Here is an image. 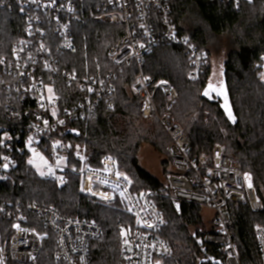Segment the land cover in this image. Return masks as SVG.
Wrapping results in <instances>:
<instances>
[{
  "label": "built area",
  "instance_id": "1",
  "mask_svg": "<svg viewBox=\"0 0 264 264\" xmlns=\"http://www.w3.org/2000/svg\"><path fill=\"white\" fill-rule=\"evenodd\" d=\"M89 1L0 0L1 10L18 12L26 23L11 57L0 59V183L22 158L32 167L30 160L35 155L46 161L40 175L43 179L65 186L78 177L84 198L134 218L133 223L120 226V264H167L173 255L169 241L160 236L166 221L152 201L154 195L196 205L212 213L203 242L217 250L213 260L241 264L230 205L247 204L253 212L262 210L251 176L227 155L224 145H215L209 155L195 154L183 128L170 115L178 99L176 89L167 81L154 82L141 71L155 47L173 45L184 50L189 77L197 80L211 65L208 52L179 35L170 0H91L92 5ZM221 1L239 6L254 0ZM84 16L125 28L107 52L113 69H98L87 77L62 66L63 56L78 50L74 26ZM131 64L139 68L130 93L141 102L142 119L157 120L170 140L165 194L134 192V180L116 157L103 156L93 165L84 148L64 138L73 124L90 120L100 105L113 106L118 74ZM254 69L264 82V54ZM158 92L164 97L163 113L156 104ZM254 233L264 264V229L255 225ZM103 234L98 223L64 216L53 206L0 200V264H38L50 236L56 264H91L92 245Z\"/></svg>",
  "mask_w": 264,
  "mask_h": 264
},
{
  "label": "trees",
  "instance_id": "2",
  "mask_svg": "<svg viewBox=\"0 0 264 264\" xmlns=\"http://www.w3.org/2000/svg\"><path fill=\"white\" fill-rule=\"evenodd\" d=\"M170 6L179 35L206 50L210 58V36L231 34L234 39L235 49L228 54L218 93H214L210 84L212 62L203 76L191 80L189 60L178 46L155 47L145 58L141 71L154 82L167 81L176 89L178 99L170 115L183 128L195 154L209 155L215 145L224 143L227 155L239 162L243 171L253 174L262 210L253 212L247 204H232L230 214L241 264H262L254 226L264 229V82L254 67L264 54V0L242 2L239 6L221 0H170ZM25 26L18 12L0 9V59L11 57L12 46L23 37ZM124 34L122 26L94 22L84 16L74 26L78 50L63 56V68L81 77L98 69H113L107 52ZM138 73L135 64L124 66L118 74L113 106L102 104L90 120L73 124L72 129L81 134L79 138L66 135L64 138L72 146L84 148L93 165L103 156L116 157L121 169L134 180V192L165 194L168 192L165 183L140 165L141 147L149 144L162 156L163 176L170 172L168 135L157 120L142 119L141 102L130 93V85ZM156 104L161 113L166 111L161 92L156 94ZM0 200L21 206L49 205L64 216L98 223L104 234L92 245L91 264H120V226L133 223L134 218L120 209L84 198L78 177L58 186L43 179L22 158L19 166L0 183ZM152 201L166 221L160 236L173 249L167 264H212L217 250L203 242L209 229L204 228L202 208L177 203L162 195H154ZM190 228H194L193 233ZM54 254V238L50 236L38 264H56Z\"/></svg>",
  "mask_w": 264,
  "mask_h": 264
},
{
  "label": "rangeland",
  "instance_id": "3",
  "mask_svg": "<svg viewBox=\"0 0 264 264\" xmlns=\"http://www.w3.org/2000/svg\"><path fill=\"white\" fill-rule=\"evenodd\" d=\"M208 49L211 53V62H212V77L210 84L212 86V90L214 91V93H218L222 89L223 71L225 68V63L228 59V54L230 51L235 49L234 39L231 34H227L219 37L210 36ZM222 145L225 144L223 143ZM77 147L80 146L77 145ZM161 160H162L161 154L157 152L151 145L145 144L141 147L140 165L150 174L159 178V180H161L164 183L165 177L161 173V169H160ZM30 163L32 167L36 170V172L39 175H41L43 167L46 163L45 159L42 158L40 155H35L33 156L32 160H30ZM244 172L249 174L254 182L253 174L248 170H244ZM201 215L204 222V228L207 229L209 226L208 219L210 218L212 213L202 209ZM190 231L193 233L194 228H190Z\"/></svg>",
  "mask_w": 264,
  "mask_h": 264
},
{
  "label": "water",
  "instance_id": "4",
  "mask_svg": "<svg viewBox=\"0 0 264 264\" xmlns=\"http://www.w3.org/2000/svg\"><path fill=\"white\" fill-rule=\"evenodd\" d=\"M69 136H73L74 138H79L80 137V132L75 131V130H71L67 133ZM212 264H221L219 261H214L211 260Z\"/></svg>",
  "mask_w": 264,
  "mask_h": 264
},
{
  "label": "snow or ice",
  "instance_id": "5",
  "mask_svg": "<svg viewBox=\"0 0 264 264\" xmlns=\"http://www.w3.org/2000/svg\"><path fill=\"white\" fill-rule=\"evenodd\" d=\"M49 92H51V89H49ZM205 95H207V93H205ZM45 123H47V121H45ZM61 123H63V122L61 121ZM249 186H251V185H249Z\"/></svg>",
  "mask_w": 264,
  "mask_h": 264
},
{
  "label": "crops",
  "instance_id": "6",
  "mask_svg": "<svg viewBox=\"0 0 264 264\" xmlns=\"http://www.w3.org/2000/svg\"><path fill=\"white\" fill-rule=\"evenodd\" d=\"M161 169V168H160Z\"/></svg>",
  "mask_w": 264,
  "mask_h": 264
}]
</instances>
